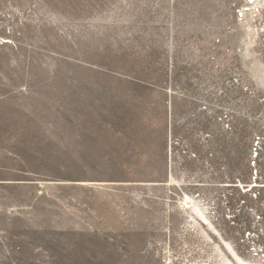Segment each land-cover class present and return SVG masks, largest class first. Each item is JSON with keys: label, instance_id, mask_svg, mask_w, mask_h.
I'll return each mask as SVG.
<instances>
[{"label": "rangeland", "instance_id": "rangeland-1", "mask_svg": "<svg viewBox=\"0 0 264 264\" xmlns=\"http://www.w3.org/2000/svg\"><path fill=\"white\" fill-rule=\"evenodd\" d=\"M227 244L264 264V0H0V264Z\"/></svg>", "mask_w": 264, "mask_h": 264}, {"label": "bare ground", "instance_id": "bare-ground-1", "mask_svg": "<svg viewBox=\"0 0 264 264\" xmlns=\"http://www.w3.org/2000/svg\"><path fill=\"white\" fill-rule=\"evenodd\" d=\"M242 9V8H241ZM250 30V28H249ZM248 31V29H247ZM254 31V30H253ZM252 31V32H253ZM256 31V30H255ZM255 33V32H254ZM256 34V33H255ZM254 34V35H255ZM184 205H183V209L185 210V212L187 213V211H189V216L196 221H201L205 224H208L210 226H212V224L208 221L205 210L192 198L187 197L186 201H184ZM190 218V219H191ZM200 223V222H199ZM227 246L229 247L230 251L232 252L233 256L235 257V259L240 263V264H248L247 262H245L242 258H240L236 252L234 251V249L227 244Z\"/></svg>", "mask_w": 264, "mask_h": 264}]
</instances>
